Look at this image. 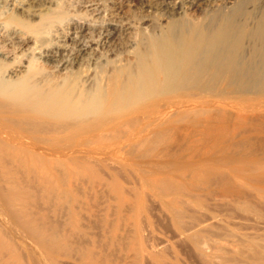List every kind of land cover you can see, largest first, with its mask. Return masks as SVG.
<instances>
[{
	"label": "rangeland",
	"instance_id": "obj_1",
	"mask_svg": "<svg viewBox=\"0 0 264 264\" xmlns=\"http://www.w3.org/2000/svg\"><path fill=\"white\" fill-rule=\"evenodd\" d=\"M58 1L39 18L21 13L23 0L0 2L1 34H21L0 37L10 54L0 73L26 65L0 100L1 127L17 140L0 141V168L13 181L2 188L13 190L26 227L56 246L0 214V264H238V232L264 230V74L229 67L144 82L129 70L148 38L204 10L188 0H170L173 9L133 0L121 12L115 0ZM203 1L211 11L241 0ZM109 22L131 26L116 47L95 46L78 67L45 62L47 49L73 50L79 26L92 43ZM56 90L75 101L58 105Z\"/></svg>",
	"mask_w": 264,
	"mask_h": 264
},
{
	"label": "bare ground",
	"instance_id": "obj_2",
	"mask_svg": "<svg viewBox=\"0 0 264 264\" xmlns=\"http://www.w3.org/2000/svg\"><path fill=\"white\" fill-rule=\"evenodd\" d=\"M16 1L17 0H0L1 3L3 2L7 5H12ZM57 1L58 0H27L24 2L23 0L22 3L20 2L21 8L20 6H18V8H20L21 13L26 17L39 18L44 15L49 16L48 13L50 11L59 7V1ZM131 1L133 2V0H115L113 8L115 11L121 12L123 5H127L123 2L129 3ZM155 2L165 8H170L171 6L173 9V6H175V4H170V0H156ZM188 2L193 11L197 12L204 10L202 16L197 18V20H191L181 16L182 18L180 19H175L171 22L168 21L167 30H163V33L160 35L154 34L152 36L150 34L151 36L147 40V48L143 47L145 50L138 51L137 64H134L135 66L133 65L130 68V73H136L140 80L144 82L154 77L164 78L169 82L185 80L190 77L200 76L204 72L212 69L218 72L223 68L229 67L232 68L234 73L239 69L242 70V72H248L252 77L259 76L260 74L262 76V74H264V0L235 1L231 7H222V9L214 7L211 11L208 9L205 10L207 4H205L203 0H188ZM250 4H253V10L247 7L250 6ZM79 27V29L73 31L75 35H73V37L70 35L69 37V40L75 42L73 50L68 49L67 46L65 47L64 45L47 49L43 53L45 62L60 69L65 66L67 67L69 64L78 67V65L84 61L85 55L91 53L99 44H105L110 48L116 47L120 43V39L123 37L124 33L130 31L128 29L131 26L109 22L101 28L98 27L99 41L96 40L97 42L93 41L92 43L85 42L87 32L86 26L83 25ZM248 27H251V29L249 28L248 30ZM16 33V30H12L9 33L5 32L4 34L0 32V37L6 34L17 35L18 33ZM246 39H248L247 42L251 44L247 45L246 43V47L251 49L249 51V54L251 53L250 55L246 54L248 52L246 50L248 49L244 47V40L246 41ZM64 51L67 52L63 53ZM6 56H10V54L6 55L5 52L0 50V58H6ZM23 65H21L22 67L8 69L7 79H4V76H2L4 72L3 74L0 73V89L4 88V91L0 94V97L3 98H0V100H5L13 96L12 90L15 88L16 84L14 79L17 81L21 77L20 74L26 71V65ZM243 65H246V67L243 68ZM222 72L221 70V73ZM243 74L247 75V73ZM24 90H26V88H24ZM56 91H54L55 96H61L63 94V92H60L63 90ZM74 101L73 97H70L66 93L59 99L58 105L73 103ZM2 124L3 123L0 122V141L5 143L11 142V144L14 145V143L17 142L16 137L12 135L6 127L2 128ZM0 165L3 166L2 163ZM257 166L260 167L261 165ZM262 167L263 166H261V169L264 168ZM0 169V171H2L0 172V214L7 217L9 223L18 229L24 236L26 235L27 237H31V239H35L38 244L42 246L48 245L49 249L50 247L56 249L54 245L55 241H53L55 238L52 239L50 235L43 231H39L37 228L26 227L24 224V214L19 212L16 208L17 199L14 196L13 190L6 191L2 188V181L4 178L8 180V182L12 181V179L10 180L7 178L8 176H6L9 175V173L6 174L9 169L7 171L6 168H3V170L2 168ZM258 177L260 176L258 175ZM256 189H259L261 193L260 199H264V186L258 185ZM241 228H239V230ZM258 229L254 230L253 226L254 232L252 233L248 232L249 229L248 231L242 229L241 234L238 232L239 237L237 238L238 243L236 245V253H238L237 257L239 259H237L239 262L238 264H264V230L258 231ZM51 241L53 243L52 245H50ZM52 258L54 259V256Z\"/></svg>",
	"mask_w": 264,
	"mask_h": 264
}]
</instances>
